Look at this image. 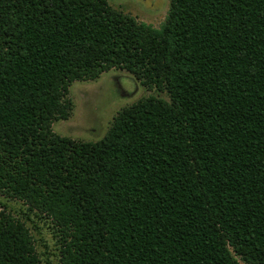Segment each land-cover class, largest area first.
I'll return each mask as SVG.
<instances>
[{"label":"trees","instance_id":"obj_1","mask_svg":"<svg viewBox=\"0 0 264 264\" xmlns=\"http://www.w3.org/2000/svg\"><path fill=\"white\" fill-rule=\"evenodd\" d=\"M126 70L165 93L81 141L71 83ZM0 196L50 219L59 264H264V0H0ZM0 264H42L0 208Z\"/></svg>","mask_w":264,"mask_h":264},{"label":"rangeland","instance_id":"obj_2","mask_svg":"<svg viewBox=\"0 0 264 264\" xmlns=\"http://www.w3.org/2000/svg\"><path fill=\"white\" fill-rule=\"evenodd\" d=\"M108 2L114 9L154 27L162 23L169 7V0ZM150 94L168 98L165 93L135 82L124 69H110L95 80L74 81L66 96V100L70 102L69 115L67 119L55 120L52 129L60 136L96 141L107 132L119 110ZM2 207L29 227L41 263L59 264V243L52 221L36 211H29L27 205L17 198L0 196V208Z\"/></svg>","mask_w":264,"mask_h":264}]
</instances>
